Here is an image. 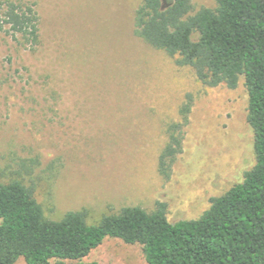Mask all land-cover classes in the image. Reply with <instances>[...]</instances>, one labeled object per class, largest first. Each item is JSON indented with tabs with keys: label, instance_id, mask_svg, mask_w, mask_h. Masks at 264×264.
Wrapping results in <instances>:
<instances>
[{
	"label": "rangeland",
	"instance_id": "rangeland-1",
	"mask_svg": "<svg viewBox=\"0 0 264 264\" xmlns=\"http://www.w3.org/2000/svg\"><path fill=\"white\" fill-rule=\"evenodd\" d=\"M21 1L36 3L40 43L0 31V181L32 187L46 218L86 209L97 222L162 201L171 222L196 219L254 167L244 77L236 88L207 85L145 42L135 33L142 0ZM173 123L182 152L165 177ZM89 258L148 264L141 245L113 238Z\"/></svg>",
	"mask_w": 264,
	"mask_h": 264
},
{
	"label": "trees",
	"instance_id": "trees-1",
	"mask_svg": "<svg viewBox=\"0 0 264 264\" xmlns=\"http://www.w3.org/2000/svg\"><path fill=\"white\" fill-rule=\"evenodd\" d=\"M215 1L193 12L192 0H142L135 33L207 85L236 88L244 77L256 153L244 180L212 197L199 218L177 222L162 201L152 212L128 206L97 222L86 209L49 219L32 187L0 181V264H101L89 257L110 238L141 245L148 264H264V0ZM39 21L35 2L0 0V31L31 49L40 43ZM180 130L179 123L167 129L165 177L182 152Z\"/></svg>",
	"mask_w": 264,
	"mask_h": 264
}]
</instances>
